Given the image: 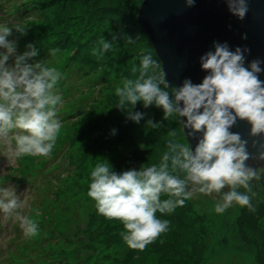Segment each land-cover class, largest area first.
Here are the masks:
<instances>
[{
	"label": "clouds",
	"instance_id": "obj_1",
	"mask_svg": "<svg viewBox=\"0 0 264 264\" xmlns=\"http://www.w3.org/2000/svg\"><path fill=\"white\" fill-rule=\"evenodd\" d=\"M196 2L184 0L189 8ZM224 2L237 19L246 18L248 0ZM13 30L26 35L28 27L0 25V48L6 50L0 52V147L8 164L25 156L51 157L61 128L57 109L63 102L56 91L62 73L44 61L30 63L38 55L32 43L18 55L15 41L8 39ZM241 39H247V34H242ZM99 44V48L93 49L95 56H103L113 47L103 38ZM212 47L213 50L199 57L200 68L206 75L198 84L185 78L170 95L165 90L170 87L165 71H157L159 63L147 54L140 60L139 69L132 68V73L138 71V76L124 79L122 86L115 89L119 98L116 107L127 110L131 120L139 123L143 118V113L131 111L137 102H142L145 108L154 105L163 110L165 121L186 118L182 121L184 132L197 140L194 151L189 143L169 140L168 151L158 165L117 174L109 163H99L91 171L87 195L95 201L98 214L123 224L120 235L132 250H145L168 231L169 221L159 219L157 212L171 214L196 194L219 196L214 208L217 214L233 205L251 212L256 210L252 203L256 196L253 182L257 185L261 182L264 164L252 167L247 161H264V143L252 154L248 151V140L230 129L238 120L247 121L249 136L254 138L253 147H257L256 137H264V81L259 78L264 73L261 67L264 61L256 58L245 66L246 54L251 51L247 46L232 50L227 41L214 40ZM49 53L55 55L56 50L50 49ZM11 57L14 60L9 64ZM147 123L152 128L160 127L152 120ZM14 130L17 134L13 137ZM162 194L168 198L161 200ZM24 207L26 203L21 202L15 188L0 187V213L5 220L18 221L28 240L39 235L38 222L33 218L40 211L35 207L25 212Z\"/></svg>",
	"mask_w": 264,
	"mask_h": 264
},
{
	"label": "rangeland",
	"instance_id": "obj_2",
	"mask_svg": "<svg viewBox=\"0 0 264 264\" xmlns=\"http://www.w3.org/2000/svg\"><path fill=\"white\" fill-rule=\"evenodd\" d=\"M23 1L26 0H0V13L8 9L11 3L15 2L21 5ZM142 1L37 0L35 3H29L27 13L30 12V9H34L37 14V9L40 11L42 9L44 17L41 20V13L39 15L40 23L38 24L37 20V23L34 24L50 33V41L53 40L50 37L55 38V42L56 39H62L61 42L66 47L67 56L71 57L80 52L86 61L98 66L96 71L90 73H86L87 69L83 68L81 76L77 77V73H74L65 78L63 83L59 82L56 88L57 93L63 98L62 104L57 109V115L61 121L58 135L61 143L63 141L66 146V140L71 137L75 126L80 127L91 122L93 126H95L94 123L98 125L94 130V135H97L99 140L105 137L104 148L96 149L92 159L93 163L88 165L91 171L93 166L99 163H109L111 170L117 174L131 169L146 168L152 164L158 165L163 154L168 151L169 140L174 139L177 142L188 143L182 132L181 118L173 117L165 121L161 108L154 105L145 108L142 102H137L131 111L144 114L137 123L128 118L127 110L116 107L119 98L115 94V89L122 86L124 79H135L138 76V71L133 74L132 68L139 69L143 56L151 54L152 58L159 63L154 56L147 34L137 22L138 10ZM16 18L22 25L30 24L24 15ZM13 22L14 19L10 21V23ZM113 36H116L117 39L113 40ZM28 38L32 43L31 38ZM102 38L112 43L113 47L103 56H95L92 54L93 49L100 47L99 41ZM38 52L39 55L29 62L44 61L47 66L52 67L51 54ZM157 71H161V67ZM100 74L106 75L105 78H102ZM86 76L89 82H93L91 84L102 80L105 87L102 83L88 86L83 82V78ZM66 86L67 88H65ZM161 87L163 88V85ZM173 88L175 86H170L165 90L171 95ZM68 92L71 94L69 95ZM85 92H88L87 96H83V100L78 101L80 94L83 95ZM67 100L73 105L76 102H81L84 109L82 110L80 106L79 113L69 115L70 113L65 112L67 109H63L69 106L68 103H65ZM100 104L104 105L102 111H99ZM149 120L158 122L160 127L152 128L147 123ZM127 121H131L128 127L125 126L128 124ZM101 130L104 131L103 135H99ZM11 136L15 135L11 133ZM11 143L14 144V140ZM60 145L56 142L52 156H54V152L60 151L64 147V145ZM3 150V147H0V179L12 180L6 181V185L15 188L22 202L26 203V207L22 210L26 212L37 207L41 212L50 205H58V202L63 199L62 209L65 211V207H67L69 215H71L75 208L84 205L82 204L84 201H80L81 199L67 197L65 194L60 196L61 193L56 191L59 189L58 184L63 183L64 180V176L60 173L66 163V161L63 162V159L71 149L61 152V155L56 158L58 162L46 163L47 168L59 166L57 171L36 178L33 182L30 181L31 177H27L31 176L29 171L33 170L35 166H44L45 158L25 156L8 164L7 158L3 156ZM182 176L183 174H181V178ZM17 180H25V184H17ZM90 182L91 180L87 182V189ZM71 189L70 186L67 191L70 192ZM253 190L256 192V196L252 199L255 212L249 211L246 207L241 208L238 205H233L223 214H217L214 208L220 197L215 194L207 196L196 194L193 198L186 200L184 206L177 207L171 214L157 212L156 215L159 219L169 221V229L143 251L127 247L120 235L124 231L120 221L108 220L100 214L104 221L102 232L96 237H91L90 241L99 243L101 247L97 251L105 252L109 258H111L109 252H113L119 247L122 248V251L126 249L131 253L130 255L133 253L131 260L128 259L124 264H264V186L261 183L257 185L253 182ZM239 191L243 192L244 190L239 189ZM167 198V194L161 195V200ZM43 202L48 203L49 206H44ZM40 203H43L42 206H38ZM37 219L40 221V218ZM56 220L58 221V219ZM67 221L66 219L63 222ZM72 221L74 223H70L68 237L72 236L81 226L85 230L89 227L75 219ZM14 222V219L5 220L3 216L0 218V247H5L10 241L23 236L20 229L17 230L13 227ZM114 226L118 227V230ZM54 227L53 225L52 228ZM58 228L67 232L65 228H62L60 222ZM45 232L49 233L48 230ZM113 234L117 236L114 237ZM86 239L84 235L81 238L84 241ZM224 240L225 248H223ZM107 242H111V244L105 247ZM65 245L62 242L57 244L60 251H68L66 256L76 259L82 256L87 257L85 248L78 246L75 249V245L69 246V244V248H66Z\"/></svg>",
	"mask_w": 264,
	"mask_h": 264
},
{
	"label": "trees",
	"instance_id": "obj_3",
	"mask_svg": "<svg viewBox=\"0 0 264 264\" xmlns=\"http://www.w3.org/2000/svg\"><path fill=\"white\" fill-rule=\"evenodd\" d=\"M35 2H37V0H27V5L25 6L24 9L14 7L6 11V13H9V11H13L12 15L10 14L9 16L0 17V21H7L14 19V22L8 25L9 27H12L13 25L16 24H21V22L17 21L18 18H16L19 17L20 15H24L25 19L28 20V22L30 23L29 25L26 26L28 27V31L26 35H20L15 30H13L11 36L12 39L15 41V44L18 45L20 41H24L29 44L30 41L28 37H30L32 44L37 48V51L49 53L50 49H55L56 50L55 55L50 56L53 59V63L51 64V66L57 68V70L62 73L63 78L59 81L60 83H63L65 78L70 77L74 73H77V77L81 76V70H83V68L87 69L88 72L86 73L96 71V69H98V66L94 65L90 61H86L83 54L78 52L76 53L77 55L75 54L74 56L71 57L67 56L65 52L66 47L64 46V43L61 42L63 41L62 39H56L55 42L54 40L55 38L50 37V39H53L50 41L49 40L50 33H48L46 29L43 28L40 29L39 28L40 26L34 24L37 23V20H38V24L40 23L39 15L42 13V9L41 11L40 9H37L38 10L37 14L35 13L34 9H30L29 13L27 12L29 11V5ZM43 17L44 15L42 13L41 20ZM154 56L156 57L155 53ZM104 76L106 75H101L102 78H105ZM83 82L85 84H88V86L90 85L96 86L95 83H102V85H104V82L102 80H98L97 82L95 81L94 84H91L93 82H89L87 76L83 78ZM170 86H175V85L172 82H170ZM103 87H105V85ZM65 88H67V86ZM70 94L71 93H69V95ZM81 94L77 99L78 101L83 100V96L86 97L88 92H85L83 95ZM65 103H68L69 106H67L66 108L64 107L63 109H67L65 112L70 113L69 115L72 114L76 115L75 111L80 106L82 110L84 109L82 108L81 102H76V104L73 105V103H70L67 100ZM103 107L104 105L100 104L99 111H102L101 109H103ZM91 123L82 125L80 127L75 126V128L73 129V133L71 134V137L66 140L67 141L66 146L63 144V141L61 143V140L58 139L57 142L61 144L60 146L64 145V147L60 151L57 150L56 152H54L53 153L54 156H52L51 153L50 158H45V160H48L49 163L58 162L56 161V158H58L59 155H61V152H63L65 149H71L69 152H67L66 157L63 159V162L66 161V163L64 164L65 167L60 173L64 176V180L63 183L58 184L59 189H56V191L61 193L60 196H63V194H65L67 197L72 196L77 200L81 199L80 201H84L82 202V204L84 205L81 206L80 208H75L74 210L75 214L72 213L71 215H69L67 207H65L66 212L63 211L62 209L61 206V203L63 201L62 199L59 201L60 204L58 202V205L56 204L50 205V208L41 211L40 214L38 215L36 214L35 219L38 221L39 235L36 238L28 239L23 242L24 245L28 244L26 249H29V251L32 253L31 255L33 257L34 256L37 257L38 260L29 256L27 258L26 264H119V263L124 264L133 255V253L132 255H130L131 253L128 252L126 249L122 251V248L119 247L113 250V252H109L111 255V258H109L107 257V254L105 252L97 251V249L101 247L99 243L90 241L91 237H96L98 234H101L104 221L101 219L100 215L96 211L97 209L95 207V201L92 200L87 195L88 192L87 190H89V188L87 189V182L91 180V175H90L91 170H89L88 165L90 163H93L92 159L95 155L94 152L96 151V149L104 148V144H105V137H103L102 140H99V137L97 135H94L95 134L94 130L98 126L97 123H94L95 126H93V123L92 124ZM127 123L128 124H126L125 126L128 127L130 126L131 121H127ZM182 132L184 134L183 128H182ZM103 133L104 131L101 130L99 135H103ZM96 161L97 160L95 159V163ZM94 167L95 165L93 166V168ZM58 169L59 166L53 168H47L46 165L42 167L38 165L33 168V175L37 176L38 178H41V172L47 171L46 173L48 175L53 171H57ZM70 186L72 187V189L70 192H68L67 189L70 188ZM43 212L44 215H42ZM55 214L57 215L56 217ZM37 218H40V221ZM56 219H58V221ZM66 219L68 221L63 222ZM74 219L80 222L82 225L84 224H86L87 226L89 225V227L87 230H85L84 227L81 226L75 231V233L72 236L68 237V234L70 233L68 229L71 228L70 223L73 224L74 221L72 220ZM59 222L61 223L62 228H65L67 232L61 231L60 228L57 229ZM53 225L55 226L54 228H52ZM46 229H48L49 233L45 232ZM115 229L118 230V227H115ZM83 235L87 238L85 241L81 240ZM113 236L115 237L117 235L113 234ZM57 242L58 243L62 242L63 244H66L65 245L66 248H69V246H73V245H75V249L78 246L83 247L86 249L85 251L87 253L86 254L87 257L82 256L76 259L74 257L66 256L68 251H63V250L60 251L57 246L58 244ZM110 244L111 242H107L105 247L109 246ZM48 246H52V247L49 249Z\"/></svg>",
	"mask_w": 264,
	"mask_h": 264
},
{
	"label": "water",
	"instance_id": "obj_4",
	"mask_svg": "<svg viewBox=\"0 0 264 264\" xmlns=\"http://www.w3.org/2000/svg\"><path fill=\"white\" fill-rule=\"evenodd\" d=\"M248 6L247 16L241 21L228 11L224 0H197L190 8L185 6L184 0H143L137 22L147 34L167 79L175 86H181L185 78L198 84L206 75L200 68L199 57L213 50L214 40L227 41L232 50L236 46L250 48L245 66L256 58L264 61V0H248ZM245 33L247 39H241ZM261 67L264 68V63ZM259 78L264 81V73ZM79 111L80 108L76 114ZM184 120L186 118L182 117L181 122ZM249 130L250 125L242 120L230 129L248 140V151L256 154L259 144L264 143V137H256L257 147H253L254 138L249 136ZM184 135L194 151L197 140L187 137L185 132ZM251 160L254 159L247 163L250 162L252 167L264 164V161ZM263 178L260 183L264 186Z\"/></svg>",
	"mask_w": 264,
	"mask_h": 264
},
{
	"label": "bare ground",
	"instance_id": "obj_5",
	"mask_svg": "<svg viewBox=\"0 0 264 264\" xmlns=\"http://www.w3.org/2000/svg\"><path fill=\"white\" fill-rule=\"evenodd\" d=\"M225 246H226V242H225V240L223 241V248H225Z\"/></svg>",
	"mask_w": 264,
	"mask_h": 264
},
{
	"label": "flooded vegetation",
	"instance_id": "obj_6",
	"mask_svg": "<svg viewBox=\"0 0 264 264\" xmlns=\"http://www.w3.org/2000/svg\"><path fill=\"white\" fill-rule=\"evenodd\" d=\"M251 161H256V160L254 159V160H251ZM259 162H262V161H259ZM249 163H250V162H249ZM249 163H248V164H249Z\"/></svg>",
	"mask_w": 264,
	"mask_h": 264
}]
</instances>
